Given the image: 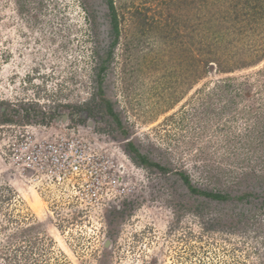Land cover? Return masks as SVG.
<instances>
[{"label": "rangeland", "instance_id": "obj_1", "mask_svg": "<svg viewBox=\"0 0 264 264\" xmlns=\"http://www.w3.org/2000/svg\"><path fill=\"white\" fill-rule=\"evenodd\" d=\"M190 1L113 0L103 96L117 125L95 82L113 34L105 0H0V264H264V209L195 200L176 175L221 192L251 175L264 185V59L231 73L196 62ZM253 26L215 58L264 42V18ZM227 82L242 84L225 94ZM63 138L96 161L73 192L23 149Z\"/></svg>", "mask_w": 264, "mask_h": 264}, {"label": "trees", "instance_id": "obj_2", "mask_svg": "<svg viewBox=\"0 0 264 264\" xmlns=\"http://www.w3.org/2000/svg\"><path fill=\"white\" fill-rule=\"evenodd\" d=\"M190 3L192 5L191 32L195 39L191 43H194L196 62L204 60L205 69L210 66H215V70L219 73H231L236 69L255 66L264 59L263 41L258 45L254 44V46H251L249 48L251 52H248L249 54L247 56H245L247 53L244 50L241 51L243 57L239 58V60L235 58L236 60L231 62L226 57L215 58L217 47L220 48V45H222V48H227L228 51L231 50L229 44L233 41V38L230 37L233 32L234 34L238 33L242 37L254 33L257 34V26H253V23L264 18V0H191ZM105 8L107 13H105L106 21L104 23L106 24L108 22L110 32L113 34L111 42L109 44L106 42L103 44L102 49L104 51L100 52V54L98 51V61L95 66L96 92L102 98L104 112L112 117L117 125H120V119L117 113L113 111V104L108 98L103 96L104 73L110 66L111 51L118 39V19L113 0H105ZM208 55L211 58L207 59L206 57ZM202 57H204L203 60ZM195 68L197 75L194 78L197 79L200 76V72H198L200 69L198 66H195ZM241 84L227 82L224 85L225 94L234 92L230 88H239ZM129 149L138 159L137 162L158 167L163 172L168 171L166 165H160L146 158L134 143L129 142ZM176 175L180 181V186L190 196L194 197L195 200L215 203L229 202L233 205H240L239 201H243L244 199H246V202L250 200L252 202L254 200L253 203L259 205V208L264 209V185H255L254 178H257L255 175L249 177L250 184L246 187L237 188L233 193L221 192L194 184L184 171H177Z\"/></svg>", "mask_w": 264, "mask_h": 264}, {"label": "built area", "instance_id": "obj_3", "mask_svg": "<svg viewBox=\"0 0 264 264\" xmlns=\"http://www.w3.org/2000/svg\"><path fill=\"white\" fill-rule=\"evenodd\" d=\"M23 149L29 157V161L26 162L31 166L29 169L43 174L46 180L69 187L71 192L81 187V182L79 181L85 180L86 172H89L87 174L89 176L92 173V171L84 173V169L86 170V157L92 160L91 162H86V165L90 164V168L96 163L94 156L86 151V154H84L81 147L74 140L68 141L65 138L54 140L53 142L36 140V142L23 145ZM85 181L88 180L86 179ZM96 182L99 183L98 181Z\"/></svg>", "mask_w": 264, "mask_h": 264}]
</instances>
